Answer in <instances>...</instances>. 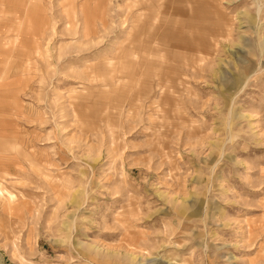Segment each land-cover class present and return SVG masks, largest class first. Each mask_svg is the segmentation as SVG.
Listing matches in <instances>:
<instances>
[{"label":"rangeland","instance_id":"rangeland-1","mask_svg":"<svg viewBox=\"0 0 264 264\" xmlns=\"http://www.w3.org/2000/svg\"><path fill=\"white\" fill-rule=\"evenodd\" d=\"M170 2L0 0V264H264V0Z\"/></svg>","mask_w":264,"mask_h":264},{"label":"bare ground","instance_id":"bare-ground-1","mask_svg":"<svg viewBox=\"0 0 264 264\" xmlns=\"http://www.w3.org/2000/svg\"><path fill=\"white\" fill-rule=\"evenodd\" d=\"M151 1H152V3L154 5L157 6V8L154 11H152V17H150V21H149V22H151L150 25L152 26V30L156 31V30H158V29H160L161 27H164V26L166 28H168V26L170 25V22H169L168 19H166L167 17L163 13H164V10H166V7L168 8V10H170V12L173 10V8H171L170 5H168L169 3H171L170 0H151ZM161 1H163V4H160ZM191 2H193V3H192V6L189 9V14H191L190 16L192 18L188 19V20L190 22L189 28L191 29L190 30V36H192V38H194L198 34V24H197L198 21L196 23L197 12H203L204 9H202L201 6L197 7V4L199 5L201 3V0H191ZM202 3L204 4V1ZM155 13H159V15L156 16ZM154 14H155V16H154ZM142 28H143V30H145V33H146L147 27L146 26H142ZM197 39H198V37L196 38V40ZM204 44L205 43H203L202 41H201V43L199 41L197 44H195V46H198L197 47V49H198L200 46L204 47L206 45V44L205 45Z\"/></svg>","mask_w":264,"mask_h":264},{"label":"crops","instance_id":"crops-1","mask_svg":"<svg viewBox=\"0 0 264 264\" xmlns=\"http://www.w3.org/2000/svg\"><path fill=\"white\" fill-rule=\"evenodd\" d=\"M0 192H2L1 190H0ZM2 193H4V192H2ZM5 194V193H4ZM8 199L10 200L9 202L11 203V201H12V197H8Z\"/></svg>","mask_w":264,"mask_h":264}]
</instances>
